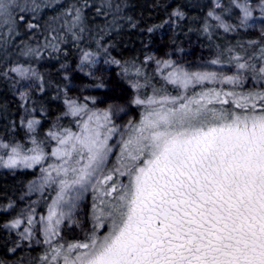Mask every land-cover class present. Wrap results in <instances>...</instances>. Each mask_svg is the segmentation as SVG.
<instances>
[{"label": "snow or ice", "instance_id": "obj_1", "mask_svg": "<svg viewBox=\"0 0 264 264\" xmlns=\"http://www.w3.org/2000/svg\"><path fill=\"white\" fill-rule=\"evenodd\" d=\"M9 6L0 0V14ZM237 6L243 12L240 26H247L252 13L247 4ZM163 67L172 68V62L164 61ZM249 68L264 79V65L238 64L239 70ZM165 79L187 89L218 76L177 67ZM221 82L242 83L239 75L224 76ZM228 97L233 109L209 107L228 105ZM133 103L143 105L144 114L121 131L113 117L122 108L91 110L87 103L65 101L69 113L79 117V130L58 127L48 133L56 142L50 156L58 162L42 169L43 184L57 188L47 216L41 217L45 243L51 245L59 236L60 226L72 219L89 189L98 200L92 206L96 221L101 227L110 221L111 227L85 242L57 243L42 259L48 264H264V90L238 94L209 89L198 98L137 96ZM38 123L28 120L27 128L34 131ZM117 132L119 154L108 168L109 141ZM33 143L29 155L22 145L0 142V148L10 149L6 159L0 156V166L40 164L46 154ZM118 177L128 182L118 183ZM21 222L17 219L11 227ZM25 233L31 236L30 230Z\"/></svg>", "mask_w": 264, "mask_h": 264}, {"label": "rangeland", "instance_id": "obj_2", "mask_svg": "<svg viewBox=\"0 0 264 264\" xmlns=\"http://www.w3.org/2000/svg\"><path fill=\"white\" fill-rule=\"evenodd\" d=\"M229 1L239 17L238 22L234 24L235 30L250 34L249 41L244 42L242 47H238L240 53L234 56L231 63L223 61L213 50L200 46L199 41L195 39L189 40L182 46L173 43L171 37L174 22L179 17L177 14L170 16L162 26L149 32L146 37L144 65L135 68V70L144 75L147 80L162 87L163 92H159L149 85H145L143 88L140 83L138 85L141 86V91H139V87H133V85H137L138 80L128 78L129 76L124 74L115 63L103 55L93 54L88 50V41L91 35H88L87 32L84 33L81 27L83 0H8L10 6L7 12L0 14V56L2 59L9 58L12 61L4 60L1 66L4 69L3 77L11 82V95L19 105L17 122L20 129L26 134H36L45 114L41 110L30 109L27 105L42 86H46L49 91L56 93L53 97L58 98L66 108L65 118L68 125L61 128L73 131L79 130L77 126L79 117H74L69 113L65 104L69 98L79 103H87L91 110H104L110 106L122 108L123 111L118 112L113 120L123 131L129 121L137 123L144 114V106L133 103L137 96L146 98L155 95L159 99L162 96L184 95L198 98L199 93L209 89L220 92L234 91L238 94L264 90V79L256 71L252 68L238 69L239 63H248L256 68L264 65V0ZM237 4H247L252 13L247 21V26H240L243 12ZM220 7V1H216L210 12L212 15H209L211 20L219 25L222 32L234 31V28H230L221 18L216 19V17H220L218 12ZM222 24L227 25L229 30H225ZM20 28L22 30L19 32ZM243 28L245 31H241ZM85 37L88 39L87 42L81 43L75 49L70 62L65 60L49 64L46 69V81L41 80L42 73L31 63V60L40 55L53 54L68 40H81ZM85 53L89 54L88 60H84ZM4 54L6 56H3ZM237 57L240 59L238 60ZM213 60H217L218 63L212 64ZM164 61L172 62L173 67L164 68ZM177 67L188 72H215L218 79L214 82L205 81L190 84L187 89H184L179 85L168 83L165 79L167 74ZM13 68L27 69L30 72L29 75L22 76L18 72H13ZM31 73H35V75ZM232 75H239L242 83L233 85L221 82L224 76ZM92 99L95 100V104L91 102ZM228 99L230 101L228 105L213 103L209 107L231 110L234 108L231 103L233 98L228 97ZM257 110H259V105ZM28 120L39 121L34 126V131L27 128ZM57 129L54 127L52 131ZM44 139L47 140L49 156L40 164L32 168L17 167L14 169L0 166V171L5 173L25 172L26 170L35 173V178L29 186V200L21 206L20 211L14 213L12 208L7 207L0 209V214L5 216L4 220L0 221L1 231L4 235L13 237L12 248L0 257V264H48L42 258L46 254H50L51 246L57 243L67 245L68 243L85 242L94 232L97 236H103L110 230V221H103L102 227L96 221L92 206L94 203H98V200H94L96 193L89 189L78 202L72 219L66 220L60 226L59 236L52 239L51 245L45 243L44 225L41 222V217L47 216L48 208L56 197L57 188L55 185L43 184L45 173L42 169L58 161L50 156L56 142L48 137V133L45 134ZM120 140V132H117L109 141L113 146V153L109 156L108 168L115 165L119 154ZM0 142L6 143L1 137ZM29 145L30 148L36 147V144L32 142H29ZM9 151L10 149L0 148V156L6 159V153ZM117 182L126 184L128 178L118 177ZM29 216L33 217L32 224L28 223ZM17 219L22 221L20 226L12 228V222ZM25 229L30 230V237H27Z\"/></svg>", "mask_w": 264, "mask_h": 264}, {"label": "trees", "instance_id": "obj_3", "mask_svg": "<svg viewBox=\"0 0 264 264\" xmlns=\"http://www.w3.org/2000/svg\"><path fill=\"white\" fill-rule=\"evenodd\" d=\"M216 1L221 3L218 10L220 18L233 29L239 17L229 0H83L81 27L84 33L91 35L88 41V50L91 53H99L115 63L129 76L128 78L138 80L137 85L140 83L143 88L149 85L163 92L162 87L147 80L135 68L144 65L146 37L151 32L149 29L159 28L170 16L179 13L173 25V43L182 46L195 39L199 41L200 46L213 50L228 63L240 53L238 47L249 41L250 34L241 33L235 28L234 31L225 33L218 24L213 23L209 13ZM21 30L20 28L19 32ZM241 31H245V28ZM87 40L86 37L81 40H68L53 54L40 55L31 60L42 73L41 80L46 81V69L49 64L65 60L70 62L75 49ZM4 60L12 62L9 58L2 59L0 56V137L7 144L22 145L25 152L31 149L29 142L33 143L35 140L48 157L49 147L44 136L54 127L68 125L65 118L66 108L58 98L53 97L56 93L42 86L27 106L41 110L45 115L36 134L23 132L17 122L19 105L11 95V82L2 74L4 69L1 63ZM34 178L35 173L29 170L14 173L0 171V209L12 208L14 213H18L21 206L29 200V186ZM4 218L5 216L0 214V221ZM12 241L13 237L4 235L0 227V257L12 248Z\"/></svg>", "mask_w": 264, "mask_h": 264}]
</instances>
